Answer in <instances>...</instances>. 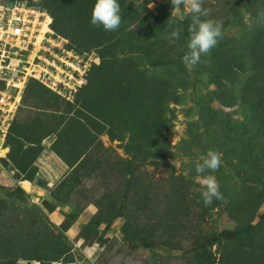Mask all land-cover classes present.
I'll use <instances>...</instances> for the list:
<instances>
[{
	"label": "rangeland",
	"instance_id": "1",
	"mask_svg": "<svg viewBox=\"0 0 264 264\" xmlns=\"http://www.w3.org/2000/svg\"><path fill=\"white\" fill-rule=\"evenodd\" d=\"M31 1L63 43L2 126L0 264H264V0H203L201 20L223 35L191 69L185 4L118 0L121 25L107 32L90 23L95 0ZM8 53L22 78L33 53ZM165 128L170 149L149 157L144 140L156 146ZM209 150L221 165L202 175L223 198L205 206L195 169ZM153 176L183 178L173 202L157 186L154 197Z\"/></svg>",
	"mask_w": 264,
	"mask_h": 264
},
{
	"label": "built area",
	"instance_id": "2",
	"mask_svg": "<svg viewBox=\"0 0 264 264\" xmlns=\"http://www.w3.org/2000/svg\"><path fill=\"white\" fill-rule=\"evenodd\" d=\"M6 10L2 16L5 19H0V150L3 149L2 133L6 136V129L2 126L6 125L18 110L28 76L40 77L46 71L49 72L44 63H51L49 53L63 43V41L60 43L52 41L53 17L46 10L21 1L12 2ZM46 25L49 26L50 31H44ZM40 37H43L41 41H39ZM4 38L17 41H2ZM2 45H10L11 48L3 49ZM18 46L33 53L29 54L30 59L27 61L29 65L26 66L25 71L23 70L25 76L22 78L19 77V70L12 68L11 64H6L8 59H12L8 52ZM7 70L13 71V77L10 79H7Z\"/></svg>",
	"mask_w": 264,
	"mask_h": 264
},
{
	"label": "clouds",
	"instance_id": "3",
	"mask_svg": "<svg viewBox=\"0 0 264 264\" xmlns=\"http://www.w3.org/2000/svg\"><path fill=\"white\" fill-rule=\"evenodd\" d=\"M174 8L181 4L189 6L192 13V23L189 25L191 33L190 41L187 44L189 51L182 57V63L185 67L191 69L201 60L202 55H209L211 50L218 44L222 37V25L214 20H201V15L207 16L208 10L202 8L203 0H171ZM121 6L118 0H95L91 13L90 23L93 26L100 27L107 32H114L119 29L122 17ZM180 29H174L169 39L172 42L180 38ZM222 154L209 150L205 157H202V163L196 166V173L200 175L199 183L203 187L202 199L205 206H210L213 199H222V193L219 191V183L213 175H202L206 170L215 172L221 165ZM163 230H158V234Z\"/></svg>",
	"mask_w": 264,
	"mask_h": 264
},
{
	"label": "trees",
	"instance_id": "4",
	"mask_svg": "<svg viewBox=\"0 0 264 264\" xmlns=\"http://www.w3.org/2000/svg\"><path fill=\"white\" fill-rule=\"evenodd\" d=\"M15 1H21V2L27 3L30 6H34V7L39 8V6L34 4L31 0H28V2H25L26 0H12V2H15ZM184 20H185L186 24H190L191 23V19L189 17H187V16L184 17ZM53 24H54V18H53L52 25ZM2 85H3V82H2ZM112 125L110 124V135L115 137L116 136L115 131H114L115 130V128H114L115 126L113 125L114 126L113 127ZM165 132H166V128L161 130V131H159L157 136L154 138L156 146H154V142L152 143V139L147 138L146 140H144L143 143H144V146H146V148L144 147L145 148V152L153 154V155H149V157H154V158L157 157L158 158L159 153H162V150H167L168 151L170 149V145L166 142V139L164 138ZM132 142H136V146L134 147L135 150L142 148L141 147V142L139 140H137L135 137L132 139ZM129 163L132 164L131 161H129ZM83 168H84V162L83 161H81L79 163H74L73 164L72 179L74 178L75 174H77V172L79 173V170H82ZM119 175L124 177L125 182L127 184L128 183L130 184L132 182V180H133L132 177L127 178L126 175H124L122 173L118 174V176ZM174 178H176V177H173V178L170 177L169 179H166L164 177L163 178H157V177L153 176L152 179L151 178L148 179V184H149V187L154 189L155 191H156V189L154 188V186H157V187H159L161 189L162 198H163V200L166 201V203L168 201L173 202L174 199H176V196H177V191L175 189L176 188V183H180V180L183 181V178L181 177L179 180H177L175 182L173 181V184H170V182ZM155 182L156 183H161L162 185H156ZM19 191L22 192V189H20ZM154 197L159 198V195H158L157 191L154 193ZM122 215H123V213H122ZM197 225L198 224H193L195 233L198 230ZM22 257H24V256H22ZM25 259H28V258H25Z\"/></svg>",
	"mask_w": 264,
	"mask_h": 264
},
{
	"label": "bare ground",
	"instance_id": "5",
	"mask_svg": "<svg viewBox=\"0 0 264 264\" xmlns=\"http://www.w3.org/2000/svg\"><path fill=\"white\" fill-rule=\"evenodd\" d=\"M49 30H50L49 26L46 25L45 28H44V31L47 32V31H49ZM42 38H43V37H40L39 41H41ZM6 152H7V149H4V150L1 151L0 154L3 155V154H5Z\"/></svg>",
	"mask_w": 264,
	"mask_h": 264
},
{
	"label": "water",
	"instance_id": "6",
	"mask_svg": "<svg viewBox=\"0 0 264 264\" xmlns=\"http://www.w3.org/2000/svg\"><path fill=\"white\" fill-rule=\"evenodd\" d=\"M28 187V186H27Z\"/></svg>",
	"mask_w": 264,
	"mask_h": 264
}]
</instances>
